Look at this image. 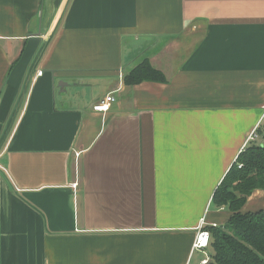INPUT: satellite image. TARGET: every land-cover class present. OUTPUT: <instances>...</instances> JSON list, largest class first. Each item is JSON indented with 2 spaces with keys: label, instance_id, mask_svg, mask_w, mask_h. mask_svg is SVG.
Here are the masks:
<instances>
[{
  "label": "crops",
  "instance_id": "1",
  "mask_svg": "<svg viewBox=\"0 0 264 264\" xmlns=\"http://www.w3.org/2000/svg\"><path fill=\"white\" fill-rule=\"evenodd\" d=\"M263 106L264 0H0V264H201Z\"/></svg>",
  "mask_w": 264,
  "mask_h": 264
},
{
  "label": "trees",
  "instance_id": "2",
  "mask_svg": "<svg viewBox=\"0 0 264 264\" xmlns=\"http://www.w3.org/2000/svg\"><path fill=\"white\" fill-rule=\"evenodd\" d=\"M144 80L166 81L148 58L124 78L128 85ZM257 189L264 190V144L254 142L238 155L214 193V203L227 206L232 215L225 225L205 227L211 233L212 254L208 264H264V210L241 211Z\"/></svg>",
  "mask_w": 264,
  "mask_h": 264
},
{
  "label": "built area",
  "instance_id": "3",
  "mask_svg": "<svg viewBox=\"0 0 264 264\" xmlns=\"http://www.w3.org/2000/svg\"><path fill=\"white\" fill-rule=\"evenodd\" d=\"M41 74H42V71H39L38 75H41ZM114 101H115V98H114L113 94L110 93V94L106 95L100 102H98L97 104L94 105V110L101 111V112H107L110 110L111 103ZM262 108H263V113H262L261 119H260L256 129L259 128L260 126H262V124L264 123V106ZM256 129L249 135V138L247 139L248 141L254 140L256 138V135H257ZM239 166L241 167L242 165L239 164ZM2 169L7 171L6 168H2ZM74 186L76 188L77 183H75ZM206 226H207L206 222L203 218L201 220L199 227H198L196 238H195V241L193 243V249L194 250H199V251H202L206 254V257L201 260V264H208L211 261V258L206 253V249H208L210 247L211 233L208 229L205 228Z\"/></svg>",
  "mask_w": 264,
  "mask_h": 264
},
{
  "label": "rangeland",
  "instance_id": "4",
  "mask_svg": "<svg viewBox=\"0 0 264 264\" xmlns=\"http://www.w3.org/2000/svg\"><path fill=\"white\" fill-rule=\"evenodd\" d=\"M239 164H240V163H239ZM201 257H202L201 254L196 253V255L194 256V262L199 261Z\"/></svg>",
  "mask_w": 264,
  "mask_h": 264
}]
</instances>
